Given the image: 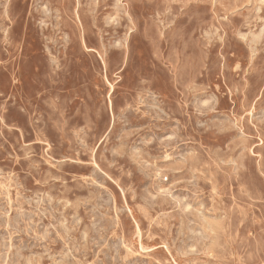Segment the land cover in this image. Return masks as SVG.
<instances>
[{"label": "rangeland", "instance_id": "rangeland-1", "mask_svg": "<svg viewBox=\"0 0 264 264\" xmlns=\"http://www.w3.org/2000/svg\"><path fill=\"white\" fill-rule=\"evenodd\" d=\"M0 264H264V0H0Z\"/></svg>", "mask_w": 264, "mask_h": 264}]
</instances>
